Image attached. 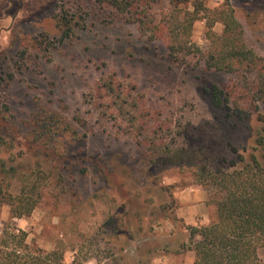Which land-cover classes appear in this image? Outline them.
Masks as SVG:
<instances>
[{
  "label": "rangeland",
  "instance_id": "rangeland-1",
  "mask_svg": "<svg viewBox=\"0 0 264 264\" xmlns=\"http://www.w3.org/2000/svg\"><path fill=\"white\" fill-rule=\"evenodd\" d=\"M204 1L210 18L233 9L264 66V0ZM178 10L179 22L192 19L191 6ZM171 15L169 0L153 6L146 24L95 0H0V197L26 199L33 186L42 192L29 216L13 218L0 204V235L25 231L31 247L58 252L67 264L195 263L189 228L217 218L202 183L238 161L235 150L255 148L264 104L256 111L244 97L264 70L245 78L172 60L169 34H154ZM61 19L70 22L69 37ZM223 31L222 22L212 29ZM188 34L210 49L206 20ZM235 83L242 91L229 114L210 90ZM47 109L65 128L53 144L32 133Z\"/></svg>",
  "mask_w": 264,
  "mask_h": 264
},
{
  "label": "trees",
  "instance_id": "trees-1",
  "mask_svg": "<svg viewBox=\"0 0 264 264\" xmlns=\"http://www.w3.org/2000/svg\"><path fill=\"white\" fill-rule=\"evenodd\" d=\"M98 4L115 10L117 14L130 19L132 23L146 24L155 4L162 0H95ZM172 8V21L154 27V34L161 32L168 35L169 55L176 62L204 63L209 69L231 74L243 73L257 76L264 66L261 59L247 47L243 39V30L231 8L214 12L217 17L210 18L212 13L204 0H169ZM182 5H189L192 19L180 21L173 14ZM203 15V16H202ZM200 19L207 21L211 39L208 50H202L191 40L190 27ZM64 36L71 35L69 21L60 20ZM218 22L224 24L221 35L212 32ZM155 21L149 22L154 26ZM151 27V26H150ZM152 29V28H151ZM21 60L25 55L21 54ZM249 79L253 88L246 92L244 98L251 100L259 111V104H264V79ZM13 79L14 75L9 76ZM247 77V79L249 78ZM213 104L221 108L227 104L226 111L231 113V102L242 90L235 83L227 91L218 86L211 88ZM233 103V102H232ZM240 113L241 106L235 103ZM264 123V116L260 114ZM65 128L56 112L49 109L40 112L34 120L32 133L38 142L53 144L64 136ZM252 152L238 155L226 171H209L207 180L202 185L208 189L210 199L216 206L217 218L208 226L190 227L188 248L195 253L194 264H264V127L255 139ZM1 194V192H0ZM42 192L33 186L30 197L22 199L20 195L4 194L0 204L11 207L13 218H22L32 214L39 203ZM25 231L6 227L0 235V264H67L63 255L58 252L47 253L31 247ZM75 264V263H73Z\"/></svg>",
  "mask_w": 264,
  "mask_h": 264
},
{
  "label": "crops",
  "instance_id": "crops-1",
  "mask_svg": "<svg viewBox=\"0 0 264 264\" xmlns=\"http://www.w3.org/2000/svg\"><path fill=\"white\" fill-rule=\"evenodd\" d=\"M187 219H189V218H187Z\"/></svg>",
  "mask_w": 264,
  "mask_h": 264
}]
</instances>
